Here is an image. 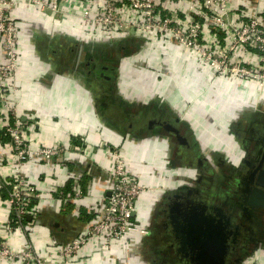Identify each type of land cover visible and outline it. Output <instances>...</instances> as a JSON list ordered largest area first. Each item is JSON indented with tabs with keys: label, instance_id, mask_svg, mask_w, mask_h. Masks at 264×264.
I'll list each match as a JSON object with an SVG mask.
<instances>
[{
	"label": "crops",
	"instance_id": "obj_1",
	"mask_svg": "<svg viewBox=\"0 0 264 264\" xmlns=\"http://www.w3.org/2000/svg\"><path fill=\"white\" fill-rule=\"evenodd\" d=\"M16 2V7L21 8L18 13L22 22L19 24L20 65L14 93L21 120L32 123L28 131L29 146L34 148L40 141L65 148L50 160L35 158L27 162V177L41 194L37 202L41 218L29 219L32 224L28 233L31 245L38 252H54L57 245L63 244L57 241V245H50L54 229L70 233L64 243L75 237L83 227L82 219L90 217L86 212L88 207L107 194L113 158L106 147L97 148L98 142V145L120 147L131 157L133 162L130 161L129 167L140 173L141 181L157 185L161 191L151 192L140 201L146 205L139 212L141 221L149 230L158 204L167 192L194 185L198 165L174 163L171 154L178 146L161 127L149 126L148 120L158 117L154 113L156 108L147 109L150 106L166 108L168 119L179 118L178 127L195 146L196 154L211 166L208 171L218 183L224 181L222 166L239 169L237 166L247 148L236 131H256L262 125L256 120L264 112V89L259 96L255 82L213 77L211 70L195 56L163 38L145 45L132 36L81 41L79 16H45L24 0ZM257 2L233 1L248 10H255ZM136 42L138 45L134 46ZM118 47L121 50L129 47L131 53L119 58L115 50ZM96 50L112 53L114 58L116 67L108 70L115 80L111 93L107 92L100 73L91 71L90 60ZM109 58L102 60H108L104 63L112 66ZM106 97L109 100H105ZM120 100L124 101L121 105ZM249 135L251 133L247 134L248 138ZM80 143L85 144L83 152L75 148ZM180 150L182 153L183 149ZM73 170L81 176L80 186L86 198L61 202L53 196L51 188L63 186L64 191L68 190V174ZM220 191L221 195L226 192ZM79 213L82 218L77 217ZM7 214L5 203L0 199V236L13 250L20 251L25 248L26 237L18 228H6ZM254 216L264 222V210L255 211ZM150 246L141 242L127 250L122 244H115L112 256L111 252L103 251L100 240H92L69 264H153L154 253ZM255 251V264H264V243ZM0 264L7 263L0 258Z\"/></svg>",
	"mask_w": 264,
	"mask_h": 264
},
{
	"label": "built area",
	"instance_id": "obj_2",
	"mask_svg": "<svg viewBox=\"0 0 264 264\" xmlns=\"http://www.w3.org/2000/svg\"><path fill=\"white\" fill-rule=\"evenodd\" d=\"M24 1L45 16H79L81 41L132 36L145 45L163 38L195 56L211 70L213 77L253 81L258 86L259 96L264 89V0H258L255 10L235 4L234 0ZM17 5L16 0H0V44L2 51L11 57L17 53L19 44L17 28L11 21L12 9ZM17 69L18 66H0V199L8 212L6 228L20 229L26 237V245L15 251L0 236V258L7 264H69L92 240H100L101 248L108 252L115 244H122L127 250L141 242L150 244L147 242L149 226L143 224L139 214L141 207L146 205L140 201L151 192L161 191L157 185L143 183L140 173L131 170L121 154L106 148L113 158V168L109 172L111 185L107 194L86 210L90 217L82 219L81 231L61 245L52 238L50 245H57L54 252L43 254L31 245L27 235L32 223L26 216L33 218L39 211L37 200L41 194L27 177V162L35 158L50 160L65 148L40 141L30 148L28 131L32 123L21 120L15 105ZM263 115L264 112L256 122L264 124ZM84 146L80 143L75 148L83 152ZM68 178L69 189L53 187V196L65 203L83 201L86 197L81 190L80 174L73 170ZM77 217L83 216L79 213ZM13 219L16 222L12 224ZM110 255L113 256V252ZM256 257V251H251L242 264H255Z\"/></svg>",
	"mask_w": 264,
	"mask_h": 264
},
{
	"label": "water",
	"instance_id": "obj_3",
	"mask_svg": "<svg viewBox=\"0 0 264 264\" xmlns=\"http://www.w3.org/2000/svg\"><path fill=\"white\" fill-rule=\"evenodd\" d=\"M128 48H116L117 57L130 54ZM100 75L109 77L103 73ZM118 102L121 105L124 101ZM178 123V117H152L148 120L149 126L161 127L189 147V139L181 133ZM256 140V145L245 151L237 166L241 170L236 176L231 195L226 196L231 204L219 200L217 195L210 196L202 187L194 185H183L167 192L154 224L157 226L155 230L160 231L158 224L163 222L162 227L172 240L177 257L173 264L243 263L245 257L239 255L240 245L247 237H254V213L264 208V134ZM199 161L203 163L202 159ZM195 181H200L199 175ZM26 218L29 220L31 216L27 215ZM52 226L58 224L52 222ZM53 234L60 242L70 236L69 232L62 230H53Z\"/></svg>",
	"mask_w": 264,
	"mask_h": 264
},
{
	"label": "flooded vegetation",
	"instance_id": "obj_4",
	"mask_svg": "<svg viewBox=\"0 0 264 264\" xmlns=\"http://www.w3.org/2000/svg\"><path fill=\"white\" fill-rule=\"evenodd\" d=\"M114 53V52H113ZM92 56V55H90ZM111 57V61H112V66L109 65V63H104L105 61L108 60H102L104 58H109ZM110 59V58H109ZM102 60V61H101ZM114 58H112V53L110 54H105L103 51H98L96 50L95 55L93 58H91L90 60V66L91 64L93 65L91 71H97V74L99 73H103V75H109L108 78H105L104 76L100 77L101 81L103 82V84L105 85V83L107 85H105V87H107V92L111 93L114 91V87H115V80H113L112 75H110L108 73L109 69H115V65H114ZM107 64V65H106ZM110 66V67H108ZM99 72V73H98ZM104 77V78H103ZM109 97V96H108ZM106 97L105 100H109V98ZM111 100V99H110ZM161 107V106H160ZM154 113L158 114V117H162L163 119H168V117L166 116V108H157L156 106H150L147 109H155ZM165 115V116H164ZM171 119V118H169ZM173 119V118H172ZM153 127V126H152ZM162 131L164 132V130L162 129ZM181 133L183 135H185L182 130H180ZM166 132V131H165ZM251 133V136L249 135L250 138H248L247 134ZM168 134H170L173 139L175 140L176 144H177V149H179V151H181L180 149H183L182 153H179V155H177V157L174 158V163L176 164H183V165H193L196 164L198 165V172H197V176L196 179L199 175L200 177V181L197 183L196 181L194 182V186H199L203 188V191H206L207 194H209L210 196H214L217 195L219 198V200L222 199V201L230 203L231 201L229 200V198H226V196H230V192L231 190H233L232 188L234 187V183L236 180V176L238 174V172L241 170L240 169H235L230 168V167H224L222 166V176H223V183H218V181L213 177V174L209 173L208 169L211 170V166L209 164H207L206 161H204L203 163H201L199 161V159H201L199 154H196L195 152V146H193L192 142L189 140L190 142V146L187 147L186 145L181 144L179 141L176 140L175 136L172 133L167 132ZM237 136L239 137V140L243 143V145H246L247 150H249V148L251 149L254 145H256L258 137H262V135L264 134V124L262 123L261 128L259 130H245L243 129L242 131H236ZM252 134H256L255 137L252 136ZM187 137V135H185ZM253 137V138H252ZM188 138V137H187ZM189 139V138H188ZM213 169V166H212ZM207 170V171H206ZM195 179V180H196ZM220 190H225L224 195H221V191ZM165 197V196H164ZM161 199V201L158 204V211L157 213H159V209L163 206L165 200ZM223 197V198H221ZM231 204V203H230ZM233 207H235L233 205ZM264 210V208L259 209V211ZM157 215V214H156ZM156 218V216L154 217ZM155 221V220H154ZM162 224H158V226L160 227L159 230L160 231H156L155 227L156 224H154L151 226L150 228V234L147 238V242H151L149 245H151L150 247L152 252L154 253V257L152 259L153 264H173V262H176V254L173 251L172 248V240L169 238V236L166 234V231L164 230V228L162 227L164 224L163 222H161ZM258 226H261V228H258ZM253 227H254V237H247L246 239H244V241L241 243L240 248H239V255L246 257V255H248L251 251L256 250L257 247H259L260 244L264 243V222L263 221H259L256 219H253ZM158 232V233H157ZM165 260V261H164ZM164 261V262H163Z\"/></svg>",
	"mask_w": 264,
	"mask_h": 264
},
{
	"label": "rangeland",
	"instance_id": "obj_5",
	"mask_svg": "<svg viewBox=\"0 0 264 264\" xmlns=\"http://www.w3.org/2000/svg\"><path fill=\"white\" fill-rule=\"evenodd\" d=\"M13 11H12V13H11V16H12V23H13V25L14 26H16V32H17V39H19V24H20V22H22V20H19V18H20V13H18V11L19 10H21V8H18V7H15V8H13L12 9ZM17 10V11H16ZM2 45L0 44V66H19L20 64V56H21V53H20V48H19V44H17V53H15L14 55H12V57L9 55V54H7L5 51H2ZM18 99L16 98L15 99V105H16V108H17V106H18ZM18 110V109H17ZM99 143V142H98ZM98 143H97V148H99V146H102V147H106V148H109L112 152H114V151H116V153L119 155V154H121L123 157H124V161H125V163L129 166V163H131V162H133L132 161V159H130L131 157H129V155H127L126 154V152L125 151H123L120 147H113L111 144H99L98 145ZM85 147V146H84ZM179 149H177L176 148V150H175V152H174V154L172 155L171 154V158H172V156H173V158H175V156L176 155H179ZM131 161V162H130ZM41 198V197H40ZM39 198V199H40ZM38 199V200H39ZM38 200H37V202H38ZM156 208V207H155ZM155 208H154V210H155ZM153 214V213H152ZM41 217H40V210L38 211V212H36L35 214H34V220H36V219H40ZM12 224H13V222H12ZM51 225V224H50ZM258 228H261V226H258ZM55 230V229H54ZM28 237V240L30 241V239H29V235H27ZM53 240H55V241H58V239L56 238V236H54L53 235ZM65 242V241H64ZM64 242H62L63 244H65ZM15 251H17V250H15ZM44 259H45V257H43ZM41 264H44V263H42L41 262ZM48 264V263H47Z\"/></svg>",
	"mask_w": 264,
	"mask_h": 264
},
{
	"label": "trees",
	"instance_id": "obj_6",
	"mask_svg": "<svg viewBox=\"0 0 264 264\" xmlns=\"http://www.w3.org/2000/svg\"><path fill=\"white\" fill-rule=\"evenodd\" d=\"M67 187H69V186H67ZM68 189H69V188H68ZM12 222H13V223H15V222H16V220H14V219H13V220H12ZM149 243H151V242H149Z\"/></svg>",
	"mask_w": 264,
	"mask_h": 264
}]
</instances>
